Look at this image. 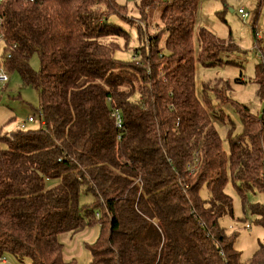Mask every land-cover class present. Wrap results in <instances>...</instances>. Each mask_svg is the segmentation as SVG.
<instances>
[{
	"label": "trees",
	"instance_id": "16d2710c",
	"mask_svg": "<svg viewBox=\"0 0 264 264\" xmlns=\"http://www.w3.org/2000/svg\"><path fill=\"white\" fill-rule=\"evenodd\" d=\"M129 1L0 2L1 63L37 91L41 120L0 136V256L75 264L59 235L98 223L89 264H239L219 224L232 212L224 187L229 178L242 201L247 190L264 194V107L253 115L236 105L242 132L228 133L226 155L212 124L221 108L195 90L199 0H131L144 20L159 9L158 30L140 31L132 58L120 60L128 32L109 17ZM197 40L200 61L221 62L222 40L205 28ZM249 211L264 229V203ZM246 264H264V242Z\"/></svg>",
	"mask_w": 264,
	"mask_h": 264
},
{
	"label": "rangeland",
	"instance_id": "374dc122",
	"mask_svg": "<svg viewBox=\"0 0 264 264\" xmlns=\"http://www.w3.org/2000/svg\"><path fill=\"white\" fill-rule=\"evenodd\" d=\"M246 13L241 17L238 10ZM119 16L111 14L109 21L121 25L128 32L127 41L120 38L114 56L120 60H130L134 49L140 45L141 33L157 31L158 27L154 21L158 19L159 9H147L146 20H144L130 0L125 9H120ZM159 20V19H158ZM205 28L215 37L223 41L225 47L221 54V62L212 65L204 64L199 60V43L197 32ZM141 31V33H140ZM264 35V0H199L196 8L195 20L192 28V52L194 56V84L196 94L200 99H208L211 106L220 107L221 118H214L212 124L218 132L223 150L228 155L227 136L242 132V124L236 105L248 106L253 115L260 113L264 107V93L260 91L258 80L262 73L264 62L261 50L256 46H262L264 37L257 40V36ZM165 34L161 35V45ZM3 53V42L0 40V63ZM31 68L39 69V59L33 54L29 59ZM262 68L260 69V65ZM1 68L6 70L2 63ZM8 80L0 91V136L11 135L19 129L18 123L28 116H34L33 122H27L20 131L37 129L41 126V120L37 117L40 113L37 91L25 85L18 73L6 70ZM207 86H212V91ZM215 92V93H214ZM220 94L221 103L216 97ZM3 144L0 141V147ZM56 184V180L46 181V186ZM224 191L231 198L232 212L226 213L219 219L223 231L232 236L234 247L239 253V264H246L254 254L260 242H264V229L258 223L256 215L249 211V207L255 203H264V194L256 190L245 191V199L236 190L233 182L228 178ZM203 198L207 197L206 186L200 189ZM86 203L90 202L88 197H83ZM249 223L250 228L245 227ZM100 227L98 223L88 225L82 234L76 235L62 233L59 235L63 243L64 252L72 254L75 264H89L90 252L88 246L98 237ZM89 235L87 239L83 237ZM75 245L73 251L67 250ZM6 261L0 264H30L27 259L23 262L17 261L11 255L5 256ZM70 258V259H71Z\"/></svg>",
	"mask_w": 264,
	"mask_h": 264
},
{
	"label": "built area",
	"instance_id": "2783aa9c",
	"mask_svg": "<svg viewBox=\"0 0 264 264\" xmlns=\"http://www.w3.org/2000/svg\"><path fill=\"white\" fill-rule=\"evenodd\" d=\"M4 0H0V2H3ZM23 3H35L37 0H19ZM238 13H240L241 17H245L246 16V13H244V11H242V9H239L238 10ZM257 40L258 39H262L264 37V35H260V36H257ZM0 40H1V36H0ZM257 48V51H256V54H258V50H260L261 48L264 49V41L262 42V46H256ZM261 57H262V54H261ZM1 65V63H0ZM8 80V75H7V72L6 70H4L3 68L0 67V91H1V88L2 86L6 83V81ZM114 117H115V123L118 127L121 126V117L119 115V113H117V111L113 112L112 114ZM34 121V116H28L25 120L21 121L18 123V127L20 128H23L25 127V124L27 122H32ZM245 227H248L250 228V224L247 223L245 225ZM6 261V258L4 256H0V262H5Z\"/></svg>",
	"mask_w": 264,
	"mask_h": 264
},
{
	"label": "crops",
	"instance_id": "0c3cea01",
	"mask_svg": "<svg viewBox=\"0 0 264 264\" xmlns=\"http://www.w3.org/2000/svg\"><path fill=\"white\" fill-rule=\"evenodd\" d=\"M88 237H89V235L87 234V235L84 236L83 238H84V239H87ZM75 240L78 241V238H76ZM74 249H75V245H73V247L68 248L67 250H69V251H73ZM80 252H81V250L78 251V252H74V253H72V254H66V253L64 252V257H65V259H70L72 256L77 255V254H79Z\"/></svg>",
	"mask_w": 264,
	"mask_h": 264
}]
</instances>
